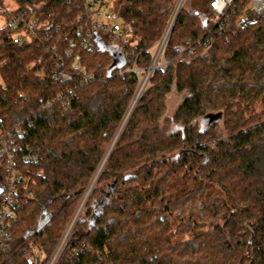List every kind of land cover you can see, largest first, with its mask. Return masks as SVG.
<instances>
[{
    "label": "trees",
    "instance_id": "trees-1",
    "mask_svg": "<svg viewBox=\"0 0 264 264\" xmlns=\"http://www.w3.org/2000/svg\"><path fill=\"white\" fill-rule=\"evenodd\" d=\"M11 1L14 11H0V137L26 124L15 142L32 177L11 251L33 242L51 254L131 114L132 70L152 65L176 3L117 0L133 35L121 50L91 30L87 0ZM211 1L204 14L181 10L166 71L153 73L69 240L87 250L68 264H264V15L241 26L251 5L236 0L217 23ZM21 13L38 25L19 45L9 22ZM76 58L95 77L89 85L79 84ZM174 87L186 98L168 120ZM31 154L41 162L26 163ZM6 180L0 157V190Z\"/></svg>",
    "mask_w": 264,
    "mask_h": 264
},
{
    "label": "built area",
    "instance_id": "built-area-1",
    "mask_svg": "<svg viewBox=\"0 0 264 264\" xmlns=\"http://www.w3.org/2000/svg\"><path fill=\"white\" fill-rule=\"evenodd\" d=\"M236 0H212L209 9L214 14L216 22L227 18L230 7ZM250 9L253 12L254 18L251 22H255L264 15V0H249ZM1 12L10 13L0 8ZM85 15L89 19V25L92 31L102 29L105 34L110 36L113 42H119L124 49L127 41L131 40L133 35L130 28H127L121 23V10L111 0H87L85 3ZM10 27L14 33V44H25L31 41L30 33L37 27V21L27 22L26 14L21 13L13 16L9 22ZM172 26V21L169 28ZM169 32V31H168ZM166 33V37L161 43L162 53H164L170 36ZM191 49L189 48V51ZM186 51L184 47H175V52L183 54ZM154 64V63H153ZM153 65L146 71L148 74L151 72L149 78L152 77ZM74 68L81 73L79 80L80 85H89L95 80L93 75L88 74L85 70L81 69L80 59L76 58ZM145 71V72H146ZM133 73L139 75L141 82V75L145 72L134 68ZM123 75V72H121ZM149 82V81H148ZM139 89V88H138ZM69 105V104H67ZM26 124L17 125L11 132H7L3 137H0V157L3 159V164L7 172V180L4 188L2 189V197L0 203V264H68L69 261L76 255V253H83L87 250L85 244L68 247L69 240L74 231L73 226L75 222L80 219V208L76 211L73 219L69 223L66 231L62 235L55 250L49 254L46 249L33 242L11 251L13 244V236L10 231L12 222L16 219L19 211L21 210V202L19 199L20 191L27 189L24 184L31 181V175L24 174L18 166L19 146L15 140L17 138L27 137L25 129ZM11 144V145H10ZM41 158L37 155L25 156L26 163L39 164ZM83 202H81L82 204ZM80 204V205H81ZM15 260H17L15 262Z\"/></svg>",
    "mask_w": 264,
    "mask_h": 264
},
{
    "label": "rangeland",
    "instance_id": "rangeland-1",
    "mask_svg": "<svg viewBox=\"0 0 264 264\" xmlns=\"http://www.w3.org/2000/svg\"><path fill=\"white\" fill-rule=\"evenodd\" d=\"M111 1L114 4H116L118 2L117 0H111ZM180 1L181 0H175L176 5H175V10L173 12V15L175 14L178 5H180ZM5 7H0V8L3 9L4 11H8V10H6L7 8L10 9V11L11 10L14 11L16 6H15L13 1L5 0ZM182 9H184L186 11H189V12H192V13L199 12L201 14H204L206 12V9H207V0H184L181 10ZM173 15H172V17H173ZM253 18H254L253 12L251 11V9H249V10H247L245 12V14L241 18L239 24L241 26H246L249 23H251ZM3 20H4V18L1 17L0 18V27L3 25ZM171 20H172V18L170 19L169 25H168L167 30L165 31L163 37L170 30L169 26H170ZM163 37L161 38L160 42L156 46H154V48L152 49V54H153L152 65H153V67H152L151 71H153V72H155L157 70H162L164 72V71H166V68L168 66V64H167V62L165 60V57H164V53H162V49L163 48H162L161 43L163 42V40H162ZM150 74H151V72L148 74V71H146L145 73H143L141 75V82H140V84L138 86L139 90L137 89V91H138V92L136 91L137 95L135 94L136 95V99L134 100V104L130 106L129 110H133L134 107L137 106V105L135 106V103H137L139 97H142L144 92H145V90L150 87V79H151V78H149ZM185 98H186V95L185 94H180L177 91L176 87H174L172 89L171 93H169L168 96L166 97V101H165L166 111H165L164 119H168V120L172 119L175 116V114H176L177 110L179 109V107L181 106V104L184 102ZM127 117L125 118L126 121L128 119ZM126 121H123L121 123V125H120V127H119V129H118V131H117V133H116V135H115V137H114L109 149L111 148L113 150L117 139L121 135L122 131L125 130L124 127L126 125L125 124ZM223 125H224L223 121L220 122L219 129H218V134L220 135V137L226 138L227 136H229V134H228L229 132L226 131V129H225V127ZM109 149L107 150V152L105 154V157H104V159H103V161H102V163H101V165H100V167H99V169H98V171L96 173L95 178L93 179V181L91 182L89 188L86 190V192L84 194V197H83V199L81 201L83 203L82 204L80 203L81 205L79 204V206H78V208L81 206V208H80L81 216L85 213V209L87 208L86 206L89 203L90 198L88 199V197H89L90 193H93V191L95 190V188L97 186V183L99 181V178L102 175V173H103V171H104V169H105V167L107 165L106 162H107L108 156L110 155ZM112 150H111V152H112ZM108 153H109V155H108ZM101 187L102 188H101L100 197H102L103 199H106L108 197L107 196V192L110 189H109L108 185L107 186L103 185ZM93 202H91L89 204V205L92 204V207H93ZM81 216H80V218L83 217V216L82 217Z\"/></svg>",
    "mask_w": 264,
    "mask_h": 264
},
{
    "label": "water",
    "instance_id": "water-1",
    "mask_svg": "<svg viewBox=\"0 0 264 264\" xmlns=\"http://www.w3.org/2000/svg\"><path fill=\"white\" fill-rule=\"evenodd\" d=\"M183 2H184V0H181V1H180V5H178L175 14H174L173 17H172V20H171V21H172V26H171V28H170V30H169V32H168V35H169V36H171V34H172L173 27H174L175 22H176V20H177L179 14H180V11H181V8H182V4H183ZM165 37H166V34H165V36L163 37L162 40H164ZM138 90H139V89H138ZM137 92H138V91H137ZM136 95H137V93H136ZM136 95H135V97L133 98V101H132V104H131V105L134 104V100L136 99ZM140 98H141V97H139L137 103H135V106L138 104ZM134 109H135V107H134ZM134 109L132 110L131 114L129 115V118L127 119V122H126V125H125L124 129L126 128V126H127L128 122H129V119H130V117H131V115H132ZM123 132H124V130L122 131V133H121V135L119 136V138L122 136ZM119 138L117 139V141H116V143H115V145H114V148L116 147V145H117V143H118V141H119ZM114 148H113V150H114ZM113 150H112V152H113ZM112 152L110 153V155H109V157H108V159H107V162H108V160H109V158H110ZM107 162H106V164H107ZM92 190H93V189H92ZM1 194H2V190H0V195H1ZM91 194H92V193H90L88 199L90 198ZM86 203H87V202H86ZM76 224H77V221L75 222V224H74V226H73V229L75 228V225H76Z\"/></svg>",
    "mask_w": 264,
    "mask_h": 264
}]
</instances>
